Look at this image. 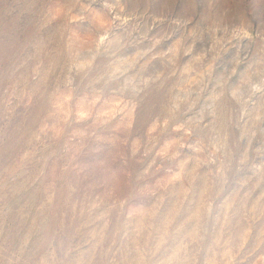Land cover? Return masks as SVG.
I'll use <instances>...</instances> for the list:
<instances>
[{"label": "rangeland", "instance_id": "rangeland-1", "mask_svg": "<svg viewBox=\"0 0 264 264\" xmlns=\"http://www.w3.org/2000/svg\"><path fill=\"white\" fill-rule=\"evenodd\" d=\"M0 264H264V0H0Z\"/></svg>", "mask_w": 264, "mask_h": 264}]
</instances>
